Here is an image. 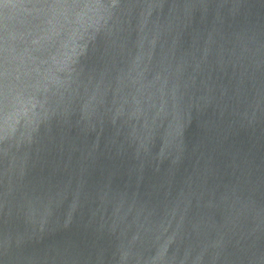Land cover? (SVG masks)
Listing matches in <instances>:
<instances>
[{
  "label": "water",
  "instance_id": "1",
  "mask_svg": "<svg viewBox=\"0 0 264 264\" xmlns=\"http://www.w3.org/2000/svg\"><path fill=\"white\" fill-rule=\"evenodd\" d=\"M0 264H264V0H0Z\"/></svg>",
  "mask_w": 264,
  "mask_h": 264
}]
</instances>
